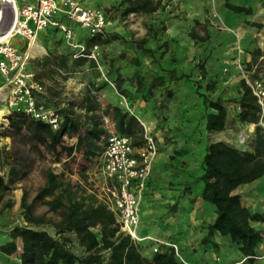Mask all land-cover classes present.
<instances>
[{
    "label": "rangeland",
    "instance_id": "rangeland-1",
    "mask_svg": "<svg viewBox=\"0 0 264 264\" xmlns=\"http://www.w3.org/2000/svg\"><path fill=\"white\" fill-rule=\"evenodd\" d=\"M119 1L85 0L87 7L105 12L112 24L108 29L110 40L107 45L101 46L100 58L94 66L85 63L81 67H72L70 47L62 39L61 34L52 30L50 34L47 33V36H42L41 39L43 40L40 44L43 46L45 54L43 53L32 64L38 83L44 88V94L37 97L38 105L56 111L72 109L78 115L83 116L85 98L92 96L94 98L93 103L100 108L106 104L118 105L124 110L128 109L129 112H127L130 114L132 105L130 106L115 92L112 84L113 75L108 72L105 65L111 60H116L115 67H118L123 75L130 76L134 68L129 63L131 59H138L140 61V74L146 78V81L158 73L168 71L166 66L174 67L172 70L176 76L182 74L190 76L189 80L182 79L176 83H167V89L173 92V98L166 102L168 105L173 103L175 107H187V99L197 95L194 85L197 83L201 87L199 90L201 95L210 97L217 93L219 96L226 97V101H224L227 112L225 128L232 137L230 142L232 145H235L236 135L240 131H253L254 137L255 127L238 120L239 107L236 101L240 97V81H245V79L251 78L264 69V23L261 29H256L247 26L246 21H243L238 15H231L230 19L227 20L218 15L216 11L211 16L207 13L209 19L204 18L203 21L199 22L192 20L184 10H180L178 0H164L165 6L168 7L153 15L130 14L123 16V7L118 6ZM71 25L69 23L70 27ZM149 27L155 36L147 38L145 47L152 48L153 58L134 49L135 41L145 37ZM73 32L75 41L83 42L85 40L86 35L83 34L85 31L74 28ZM189 32H193L198 37H203L205 33H213L214 36L220 38L214 49L219 51L217 63L224 62L225 66L221 69H212L210 71L212 78L208 77V72L204 66L210 57L206 43L194 42L189 37ZM184 40L189 43V46L185 44ZM161 52H163L162 58L159 57ZM121 55L124 57L123 60H119ZM60 57L66 58L65 68L58 66ZM201 67L204 68L203 71ZM253 71H255L254 74ZM203 73L204 78L201 79ZM222 79L225 84H219L223 88L216 91L215 85L220 83ZM231 79L237 82L236 87L229 83ZM208 83L214 84L212 92H206L204 89ZM162 92V88L155 90L154 98L146 105L156 123L155 129L148 130L146 121L143 120L141 114L135 117L143 127L144 133L150 134L159 144L161 141V144L171 143L174 147L175 141L178 140L172 141L170 137L164 134L172 133L178 138L183 135L185 140L189 138V135L180 128L182 125L184 127L186 125L177 124V122L170 130L163 129V122L166 121L163 110L166 105L160 104L163 98ZM139 100L137 96L135 102ZM0 110L4 112V124H6L4 126L0 122V137H7L5 135H8L10 114L7 112L5 101L1 98ZM177 118L182 120L186 118L187 123L189 121L185 112L182 117ZM104 124L109 127V130L114 131L111 121L107 120ZM61 143L62 145L58 144L57 147H52L49 143L35 146V144L29 143L25 137L16 135L0 140V176L4 177L6 184L9 169L15 168L14 182L10 185V191L2 194L0 199V212L5 210V214L0 217V249L8 254V259L12 260L14 256H17L20 248V241L11 239L10 231L14 227L30 228L24 220L22 203L25 207H31L34 217H43L45 221L51 223L58 221L55 214L47 212L43 200H34L46 184L47 170H52L57 175L63 173V178L66 181H69L74 187L78 186L85 191L86 195H94L98 200L103 201L108 199L109 194L105 185L107 182L98 170L91 166L86 172L81 173V154L76 151L70 156L61 147L72 145L73 142L61 141ZM181 149L185 153L186 163H191L199 172L202 166L198 162L197 149ZM236 149L239 150L237 147ZM152 207L161 206L154 205ZM158 217L160 223L164 224L163 216ZM35 229L44 230L50 236L57 237L55 229L50 224H42ZM70 238L69 249L75 255L82 256L83 250L77 245L73 236ZM151 247L152 245H150V252L153 254ZM160 248L163 251L166 249L162 246ZM194 252L196 250H193ZM179 257L186 264H189L183 257L180 255ZM13 264L15 263L13 262Z\"/></svg>",
    "mask_w": 264,
    "mask_h": 264
},
{
    "label": "trees",
    "instance_id": "trees-1",
    "mask_svg": "<svg viewBox=\"0 0 264 264\" xmlns=\"http://www.w3.org/2000/svg\"><path fill=\"white\" fill-rule=\"evenodd\" d=\"M224 1V8L232 13L244 15L252 13L250 7L233 6L228 0ZM118 6L123 7V16L153 15L165 8L162 0H120ZM245 24L256 29L263 27L262 24L254 22L246 21ZM149 36H155L151 27L145 37L135 41L134 49L153 58L152 49L145 47ZM189 37L194 42L200 43L209 39L207 33L203 37H198L193 32H189ZM109 38V34L104 38L86 36L83 43L86 47L97 45L101 48L108 44ZM163 52L159 55L160 58L163 57ZM123 59L121 55L119 60ZM115 61L111 60L105 66L113 75L112 84L115 92L130 106L137 96L142 102L149 103L155 96V90L161 88L163 98L160 104L165 106L167 100L173 98V92L167 89V83L190 78L189 75L183 74L176 76L173 70H168L146 81V78L140 74L138 59H131L129 63L134 68L130 76L123 75L121 70L115 67ZM85 63H90V66L95 65L86 58L71 57V65L74 68L81 67ZM58 64L60 68H65L66 58L60 57ZM201 70L203 71L204 68L201 67ZM203 78L204 73L201 75V79ZM194 85L195 92L202 99L205 108L206 132L209 134L222 132L227 120L223 101L211 100L201 95L200 85L197 83ZM204 89L206 92H212L214 84L208 83ZM93 99L92 96L85 98L83 116L72 109L58 111L62 120L59 132L52 131L49 125L41 121L28 119L22 113H11L8 119V135L5 136H22L35 146L49 143L52 147L62 145V136L74 140L73 145L61 149L70 156L76 151L81 154V173L92 166L102 151L101 138L109 134L104 124L105 120L111 121L115 133L129 137L134 147L142 145L144 130L135 116L117 105L106 104L100 108L93 103ZM236 104L239 107L238 120L242 123L256 124L257 106L244 80L240 81V97ZM201 166L202 174L194 181L203 184L200 198L214 206L216 218L212 224L205 226L207 233L200 244L204 247L211 244L217 250L218 246L212 242V237L216 233L223 237L228 236L232 248L246 260L245 264H254L257 257L256 249L264 237L256 232L250 223H262L264 217L242 207L240 196L234 192L238 187L264 177V137L259 128L254 129L249 151H240L223 142L208 144L205 147ZM14 173L15 168L11 167L7 184H4L0 177V199L2 194L10 191V185L14 182ZM34 200H43L47 212L55 214L58 221L51 223L45 221L43 217H34L31 207H25L22 203L24 220L30 228L14 227L10 231L11 239L20 241L19 264H183L172 249L168 252L161 249V252L151 254L150 258L144 257L141 254L142 246L119 230L115 215L107 203L98 200L94 195H86L78 186H72L63 178V173L57 175L52 170H47L46 184ZM169 211L175 212L176 207H170ZM42 224L52 225L57 237L50 236L44 230L35 229ZM70 236L74 237L77 245L83 250L82 256L75 255L69 249Z\"/></svg>",
    "mask_w": 264,
    "mask_h": 264
},
{
    "label": "crops",
    "instance_id": "crops-1",
    "mask_svg": "<svg viewBox=\"0 0 264 264\" xmlns=\"http://www.w3.org/2000/svg\"><path fill=\"white\" fill-rule=\"evenodd\" d=\"M224 2V0H207L205 2L204 0H178L180 10H184L192 20L201 22L204 18L209 19L206 15L207 13L211 16L216 11L218 15L225 17L227 20L230 19L231 15H238L243 21L263 25L264 0H228V3L233 6L250 7L252 11L250 15L232 13L224 8ZM162 4L165 5L164 0H162ZM166 7L168 6L166 5L165 8ZM11 17L12 14L9 6L4 5L3 27H7L10 24ZM187 32L185 33L186 35ZM47 33L50 34V31ZM47 33L42 36H47ZM42 36L38 39L39 43L43 40L41 39ZM208 36L209 39L204 43H206L210 57H208L204 66L208 72V77L212 78V72L210 71L214 68H224L225 64L224 62L220 64L217 63L219 51L214 49L220 38L214 36L213 33H208ZM184 42L189 46L188 42L185 40ZM11 44L21 52L29 51L30 48L27 46V42L21 38L13 39ZM41 55L42 54L32 55L33 59L30 63L32 71L33 62L40 58ZM173 68L174 67L166 66L168 70H172ZM229 83L234 84V87L237 85V82L233 79H231ZM3 84L4 79L0 76V87H2ZM219 84H225L224 80L222 79L220 83L215 85L216 91L223 88L222 85ZM3 91L2 98H4ZM208 98L211 100L219 99L223 101L225 107L224 101H226V97L219 96L215 93ZM187 101V107H175L173 103L169 105L166 103V108L163 110V116L166 119L162 125L163 129L170 130L173 128V125H176L175 122H177V124H184L186 127L182 125L180 128L189 135V138L185 140L183 135H180L178 138L173 136L172 133H167L164 135L170 137V140H178L175 141L174 147L171 143L161 144L160 141L159 144L157 142V157L152 167L147 189L139 210L137 233L139 237L149 239L141 242V254L146 258H150V245L154 246L157 245V243H171L176 246L178 254L189 264H245L246 260L232 248L228 236L223 237L216 233L212 237V242L218 246L217 250L214 249L211 244L205 247L200 244V241L207 233L205 226L212 224L216 218L215 208L200 198L203 184L199 181H194V179L202 174V169L198 172L191 163H186L184 158L185 153L181 148H196L199 157L198 162L201 166L205 147L208 144L223 142L233 147L235 145L230 143L232 137L227 132L226 128L219 133L209 134L206 132L204 119L205 108L201 98L194 95L190 96ZM147 104L149 103H144L141 100L134 102L132 107H130L132 109L130 115L137 116L141 114L143 120L146 121L145 124L148 130H153L156 128V123L151 112L146 107ZM125 111L129 112L128 109ZM184 112L189 117L188 123L186 118L184 120L177 118L179 116L182 117ZM107 128L109 130V127ZM6 138L7 137L2 136L0 140ZM158 140L160 139L158 138ZM189 154L188 156H190ZM0 177L3 179V183L6 184L4 177ZM234 193L240 196V204L242 207L264 217V177L238 187ZM154 205H160L161 207H152ZM173 206L176 207V211L171 214L169 208ZM4 214L5 210L0 212V217ZM158 216H163L162 219L165 220L164 224L160 223ZM250 225L256 232L264 237V222H251ZM146 245L149 246L147 247ZM167 250V248L164 249L165 252H168ZM193 250H196V252L193 253ZM19 252L20 248L18 249V254ZM256 255L257 257L255 258L254 264H264V238L256 249ZM17 258L18 255L14 256L12 260L8 259V254L0 249V264H13V262L19 264Z\"/></svg>",
    "mask_w": 264,
    "mask_h": 264
},
{
    "label": "built area",
    "instance_id": "built-area-1",
    "mask_svg": "<svg viewBox=\"0 0 264 264\" xmlns=\"http://www.w3.org/2000/svg\"><path fill=\"white\" fill-rule=\"evenodd\" d=\"M4 5L9 6L12 14L7 27L2 26ZM111 25L105 12L87 7L85 0H0V76L4 79L0 90H4L8 113H22L28 119L49 125L54 132H59L62 122L58 111L38 105L37 97L44 94V88L30 68L33 56L29 51L15 48L11 44L13 39L21 38L30 47L48 31H57L70 47L73 59L86 58L97 63L100 47H86L83 42L75 41L73 29L85 31L83 34L89 37L104 38ZM245 83L257 106V122L252 126L259 128L264 137V69L245 79ZM252 140L253 131H240L236 135L235 148L249 151ZM61 141L75 142L65 136ZM100 146L102 151L92 166L107 182L109 196L105 202L114 213L119 230L137 244L149 240L139 237L137 228L140 204L158 153L156 140L144 133L142 145L134 147L129 137L109 131L101 138ZM161 246L168 251L172 249L186 264L171 243H157L151 247L152 253L161 252Z\"/></svg>",
    "mask_w": 264,
    "mask_h": 264
},
{
    "label": "bare ground",
    "instance_id": "bare-ground-1",
    "mask_svg": "<svg viewBox=\"0 0 264 264\" xmlns=\"http://www.w3.org/2000/svg\"><path fill=\"white\" fill-rule=\"evenodd\" d=\"M214 1V0H213ZM38 40H36V41H34L31 45H30V48H29V52H30V54H32V55H35V54H43L44 53V48H43V46L39 43V42H37ZM2 91L3 90H0V98L1 99H4V98H2ZM0 122L2 123V124H4L5 123V118H4V112H3V110H0ZM6 124H4V126H5Z\"/></svg>",
    "mask_w": 264,
    "mask_h": 264
}]
</instances>
